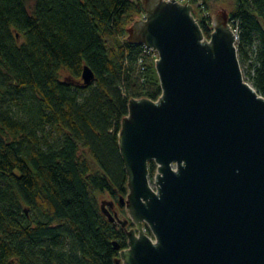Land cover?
Listing matches in <instances>:
<instances>
[{"label": "trees", "instance_id": "obj_1", "mask_svg": "<svg viewBox=\"0 0 264 264\" xmlns=\"http://www.w3.org/2000/svg\"><path fill=\"white\" fill-rule=\"evenodd\" d=\"M188 1L208 39L228 11L264 96V0ZM143 15L141 0H0V264H117L126 231L101 203L126 212L121 121L131 98L161 94L155 52L127 37Z\"/></svg>", "mask_w": 264, "mask_h": 264}, {"label": "water", "instance_id": "obj_2", "mask_svg": "<svg viewBox=\"0 0 264 264\" xmlns=\"http://www.w3.org/2000/svg\"><path fill=\"white\" fill-rule=\"evenodd\" d=\"M141 1L128 40L157 52L161 94L131 98L121 121L120 203L136 229L126 247L113 242L117 264H264V96L244 77L228 11L208 39L192 4ZM82 79H95L88 65ZM113 206L101 203L115 223Z\"/></svg>", "mask_w": 264, "mask_h": 264}, {"label": "rangeland", "instance_id": "obj_3", "mask_svg": "<svg viewBox=\"0 0 264 264\" xmlns=\"http://www.w3.org/2000/svg\"><path fill=\"white\" fill-rule=\"evenodd\" d=\"M145 14V13H144ZM144 16V15H143ZM142 16V17H143ZM142 17H140V18H142ZM140 18H138V19H140ZM213 18H214V16H213ZM127 37H128V35H127ZM242 68V71H243V74H244V69H243V67H241ZM63 75L62 76H64V73H62ZM244 77H245V79L247 80V81H249L248 80V76L246 77V75H244ZM250 82V81H249ZM251 83V82H250ZM150 180H151V185H152V187H154L155 188V184H154V177L153 178H150ZM103 199H106V200H111L110 198H102V201H103ZM116 203V202H115ZM116 210L118 211V214H119V217L122 219V220H125V219H129V221H132V219H131V217L129 216V214H128V211H127V209H126V207H124L125 208V211L126 212H123L120 208H119V206H118V204L116 203ZM133 222V221H132ZM124 228V227H123ZM132 228H134V229H136V224L133 222V224H131V227H130V225H128V226H126V228H124V229H132ZM143 228H144V231L147 233V234H149L148 232H147V228H146V226H145V224L143 225ZM120 256V255H119ZM118 256V257H119Z\"/></svg>", "mask_w": 264, "mask_h": 264}, {"label": "flooded vegetation", "instance_id": "obj_4", "mask_svg": "<svg viewBox=\"0 0 264 264\" xmlns=\"http://www.w3.org/2000/svg\"><path fill=\"white\" fill-rule=\"evenodd\" d=\"M116 203L114 202V206L110 209L111 211H113V212H115L116 213V215H117V219H116V222L114 223L115 225H120V226H122L121 225V223L119 222V219H121L120 217H119V214H118V211L116 210ZM124 206V205H123ZM125 207V206H124ZM131 224H133V222L132 221H129L128 222V224H127V226L128 225H130V227H131ZM127 236V235H126Z\"/></svg>", "mask_w": 264, "mask_h": 264}, {"label": "built area", "instance_id": "obj_5", "mask_svg": "<svg viewBox=\"0 0 264 264\" xmlns=\"http://www.w3.org/2000/svg\"><path fill=\"white\" fill-rule=\"evenodd\" d=\"M177 1H179L180 3L188 2V0H177ZM233 29H234V28H233ZM234 31L237 32L236 29H234ZM146 48H147V47H146ZM146 50L155 52V51H154L153 49H151V48H147Z\"/></svg>", "mask_w": 264, "mask_h": 264}]
</instances>
